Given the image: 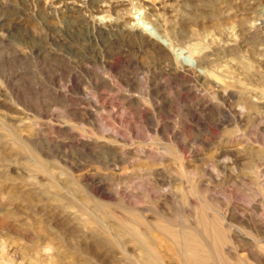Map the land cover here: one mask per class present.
<instances>
[{
	"label": "rangeland",
	"instance_id": "rangeland-1",
	"mask_svg": "<svg viewBox=\"0 0 264 264\" xmlns=\"http://www.w3.org/2000/svg\"><path fill=\"white\" fill-rule=\"evenodd\" d=\"M129 211L264 264V0H0V264H133Z\"/></svg>",
	"mask_w": 264,
	"mask_h": 264
},
{
	"label": "bare ground",
	"instance_id": "bare-ground-1",
	"mask_svg": "<svg viewBox=\"0 0 264 264\" xmlns=\"http://www.w3.org/2000/svg\"><path fill=\"white\" fill-rule=\"evenodd\" d=\"M161 43L163 46L167 47H170L171 45V43L167 40L164 42L162 41ZM198 210L202 211L201 208ZM163 217L166 220V223H158V230L172 241L171 244H167V249L170 251L175 250L182 264H208L207 260L210 256L211 249L214 254L218 253L217 245L224 241V237L217 228L214 219H206L204 216L201 217V215L198 214L195 221L189 222V227L194 228L196 231L200 232L201 235H206L208 239H210L211 249H209L210 247L207 249L204 247L205 244L200 241L196 237L195 233L189 230V228L188 230L184 229L186 226L181 224H178V228L173 227L174 219L169 216ZM119 219L120 222L117 223V228L120 232H117V234L127 235L133 239L135 241L136 248L143 252L145 256L142 260H137L133 264H160L158 256L155 252V244L149 238L147 231H145L144 228L140 229L136 226L138 221L142 220L138 213L135 211H129L127 215H123ZM140 240L143 241L141 242ZM239 257L241 256H238L235 252V255H232L229 258L232 259V262L237 263L240 259Z\"/></svg>",
	"mask_w": 264,
	"mask_h": 264
}]
</instances>
